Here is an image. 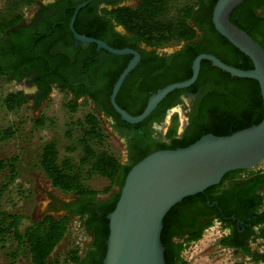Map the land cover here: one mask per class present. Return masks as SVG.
I'll list each match as a JSON object with an SVG mask.
<instances>
[{
	"label": "trees",
	"instance_id": "1",
	"mask_svg": "<svg viewBox=\"0 0 264 264\" xmlns=\"http://www.w3.org/2000/svg\"><path fill=\"white\" fill-rule=\"evenodd\" d=\"M38 1L10 0L0 15V76L20 81L24 75H40L36 94L29 97L23 90L10 92L3 99L6 109L18 110L26 105L30 98L40 104L49 97L52 90L51 84L59 83L62 88L68 89L74 95L69 102L71 110H76L78 107L77 99L90 93V98L97 100L100 105V111L103 109L109 116H112L118 127L139 126L141 123L132 125L122 120L110 101L113 85L120 72L115 76L112 75L109 82H105L100 87L93 82L94 88L89 90L87 86L76 84L78 80L74 74H70L69 60L64 54L55 50L52 52L44 50L40 43L47 38L42 39V34L36 33L35 29L29 33L25 31V28H20L21 32H18V27L24 20L22 9L34 7ZM216 2L217 0H142L136 7L122 6L107 10L105 17L91 20L84 30H78V32L105 39L104 33L97 27L113 21L123 26L133 42L138 44L161 47L185 42V47L179 54L187 56L188 53L193 52L187 61V67L184 68V74L187 76L181 73L172 82L190 77L192 59L200 51L195 47L198 46L196 40L201 31L206 40L209 38L218 40L223 49L229 51L230 54L237 55L238 59L233 62L214 45L212 47L210 45V53L225 63H234L241 69L253 68L251 59L216 30L212 20ZM257 6L264 7V3H260V0H246L232 12L230 19L264 48V17L255 12ZM70 39L72 40V37ZM94 48L95 46L89 45L88 52L81 60L89 66L93 62L88 61V55L94 54ZM185 60L186 58L182 59V61ZM211 64L208 60L202 61L201 78H206L213 86L220 88L212 104L195 116L181 137L178 135V116H175L166 134L169 141L158 140L156 143L146 145L147 148L143 154L141 153L140 157L132 160L131 163H122L107 148L106 142L109 140V135L105 132L95 108L85 115L81 124V134L78 138L81 154L78 162L70 156L61 157L55 140L45 143L39 166L52 187L69 195L71 199L68 201L58 199L59 208H52L50 210L52 213L45 214L24 229H22L24 216L5 211L0 205V240L1 242L10 239L14 241L11 245L12 251L8 253L10 263H15L25 253L29 255L31 264H102L109 235V222L106 216L114 210L126 175L133 165L153 151L185 147L208 133L227 135L259 123L263 118V99L259 83L251 78L232 77L229 73ZM206 66L210 67L207 76L203 74ZM97 88L102 89L101 95L105 96L104 98L97 97ZM116 101L132 115H139L143 112L144 108L138 112L131 111L122 104L119 96ZM144 105H146V100ZM153 114L143 121L151 119ZM161 119L162 116L155 120ZM45 121V118L41 117L36 119L35 123L42 127ZM142 129L147 135V130ZM2 134L3 139L9 138L14 135V129L10 127ZM145 135H139V137ZM76 150V147H73L68 151ZM16 159L17 157H14L10 163H0L1 169L6 166L10 167L12 172L10 179H14ZM239 171L243 170L227 173L219 185L212 186L198 195L185 198L169 211L164 219L161 235L167 264H187L182 258L185 244L199 240L203 231L210 227L216 219L225 227L232 228V234L223 236L219 241L220 245L235 248L236 252L243 253L253 261L264 263V254L257 253L250 247L254 240L258 238L264 240V206L261 193L264 188V171L244 179L235 178V174ZM94 175L107 178L110 185L102 190L91 188L86 183V179ZM115 184L119 190L112 193V187ZM209 199V204L217 200L222 211L216 206L213 207L214 209H209L207 203ZM60 211L63 213L54 214ZM198 213L205 214V221L193 233V220ZM74 218L79 219L89 240H92L90 242L88 240L87 248L83 253H80L79 245L69 250L61 263L53 259L52 254L67 235ZM248 223L250 226L244 232H240L243 225ZM186 226H191L190 231ZM257 226L258 228H255ZM88 250L90 253L87 255Z\"/></svg>",
	"mask_w": 264,
	"mask_h": 264
},
{
	"label": "water",
	"instance_id": "2",
	"mask_svg": "<svg viewBox=\"0 0 264 264\" xmlns=\"http://www.w3.org/2000/svg\"><path fill=\"white\" fill-rule=\"evenodd\" d=\"M244 1L246 0H217L212 20L216 30L251 59L253 68H237L226 64L213 54H200L193 62L192 77L159 89L149 98L147 106L139 115H131L116 101L125 78L136 65V59L129 63L115 82L110 101L123 120L135 124L148 117L167 94L192 84L198 76L201 61L208 59L233 76L255 79L259 83L263 99V118L259 123L231 134L208 133L185 147L154 151L133 165L126 175L114 210L106 216L109 235L102 264H167L161 235L164 219L169 211L185 198L219 185L227 173L249 170L264 160V48L230 19L232 12ZM75 16L76 13L70 27L78 41L96 43L98 48L113 54L130 52L129 49L113 48L102 40L77 33L74 29ZM16 82L29 97L36 94L35 85L23 80ZM61 88L53 86L49 97ZM48 98L40 104L30 98L29 104L36 115ZM103 118L108 128L116 135L110 120L106 116ZM116 137L122 146L124 162V141L117 135ZM118 190L117 186L116 191ZM58 199L68 201L71 198H62L48 192L38 217L51 212L52 208H59Z\"/></svg>",
	"mask_w": 264,
	"mask_h": 264
},
{
	"label": "flooded vegetation",
	"instance_id": "3",
	"mask_svg": "<svg viewBox=\"0 0 264 264\" xmlns=\"http://www.w3.org/2000/svg\"><path fill=\"white\" fill-rule=\"evenodd\" d=\"M141 1L142 0H39L35 6L34 12L29 17L24 18L18 27V32H21L20 28H25V31L29 33L32 29H35L36 33L42 34V39L47 38L40 43L44 50L50 52L55 50L59 51L58 53L64 54L67 60H69L70 74H74V77L78 80L76 84L87 86L89 90L94 88L93 82L97 83L96 85H99L100 87V85H104L105 82L108 83L112 75L115 76L120 72L117 77L118 79L129 63L136 59L135 67L129 72L117 94V97H120L122 104L133 112H138L142 108L145 109L149 98L159 89L172 83L190 79L193 75V62L195 58L200 54H212L209 52L210 45L211 47L214 45L217 50L226 54V56H228L227 58L231 59L233 62H236V59H238L237 55L230 54L229 51L223 49V46L220 45L218 40H211L210 38L206 40L205 35L201 31L196 40L198 46L195 47V49L200 51L192 59L190 65L192 72L190 77L172 82L181 73H185L184 68L187 67V61L191 58V54L193 53H188L187 56L179 54V52L185 47V42L173 43L161 47H151L144 43L138 44L135 41L133 42V39L123 26L118 25L113 21L112 23L108 22L105 25H101L99 28L97 27L98 30L104 33L105 39L98 37H96V39L102 40L109 46L118 45L122 46L119 49H129L130 52L127 54H113L103 48H98L96 43H83L74 37L70 24L75 13L74 29L77 33L86 35L85 32H78V30H84V28L89 25L90 21L95 18L97 20L98 17H105V11L122 6L136 7ZM260 3H264V0H260ZM255 12L264 17L263 6H257ZM71 37L73 42L70 39ZM89 45L95 46L94 54L92 53L88 55V61L93 62L91 63V66H89L88 63L86 64L81 61L83 55L88 52ZM184 58H186V60L182 61ZM85 60H87V58ZM210 62L212 63V61ZM211 65L215 66L213 63ZM228 65L237 67L234 63H229ZM201 67L202 65H200L198 76L192 84L184 88H177L167 94V96L159 102L156 108L150 113H154L151 119L147 121H143V119L142 121L135 123H141L139 126L118 127L116 120H114L112 116H109L103 109L100 111V105L97 100H92L90 98V93L84 94L80 98H89L100 116H106L110 120L112 129L120 139H123L126 148V159L122 163H131L132 160L139 158L141 153L143 154L147 148L146 145L154 142L156 143L158 140H161L162 142L169 141L166 138L168 130L162 134V130L166 125V117L169 112H178V110H181L186 116L185 125L178 131V135L181 137L187 131L186 128L188 129L195 116L202 113L208 105L212 104L214 97H216V93L220 92V88L213 86L206 78H201ZM74 71L75 73H73ZM209 72L210 67L206 66L205 69H203V74L207 76L209 75ZM185 75L187 76V74H184V76ZM230 75L232 77H237L232 74ZM38 79H40V75L29 74L24 75L20 81H27L28 83L35 85L38 90ZM51 86L60 85L59 83H52ZM97 91V97L99 99L105 97L101 95L102 89H98ZM145 100L146 105H144ZM161 116V120H155ZM142 128L147 130V135L144 134ZM139 135L145 136L139 137ZM209 201L210 199L207 200L208 204ZM215 206L222 211L217 200H214L209 204V209H214L213 207ZM204 217L205 214L198 213L194 218L192 225L193 233H195L204 223ZM230 217L235 218L234 216ZM249 226V223L243 225L240 232H244ZM190 227L191 226L187 227L189 231ZM255 228H258V226ZM226 229L229 231L226 235L232 234V228L226 226ZM91 240L92 239H90L89 242ZM86 248L87 247H85L84 251ZM232 249L234 253H236L237 249ZM89 253L90 251L88 250L86 254L88 255Z\"/></svg>",
	"mask_w": 264,
	"mask_h": 264
},
{
	"label": "rangeland",
	"instance_id": "4",
	"mask_svg": "<svg viewBox=\"0 0 264 264\" xmlns=\"http://www.w3.org/2000/svg\"><path fill=\"white\" fill-rule=\"evenodd\" d=\"M8 1L10 0H0V15ZM34 9L35 6L23 8L24 18L29 17ZM19 90L22 88L15 80L0 76V163H10L12 158L17 157L14 162L16 167V171L13 173L14 179H10L12 172L9 166L0 168V205L5 211L23 215L22 229H24L41 219L45 214L52 213L46 212L38 217L48 192L62 198H70L69 195L52 187L39 166L44 144L55 140L61 157L70 156L75 162H78L81 154L78 144L81 124L85 115L93 111L95 107L89 99L79 98L77 99L78 107L76 110H71L69 102L74 96L68 89L61 88L52 93L37 115L29 102L18 110H7L3 101L4 97L10 92ZM98 116L105 132L109 135V140L106 142L107 148L122 162V146L119 139L108 128L104 118L100 114ZM169 116L170 118H168ZM175 116H178V131L185 125V114L181 110L171 111L166 117V125L162 134L171 126ZM41 117L46 120L42 127L35 123V120ZM10 127L14 129V135L3 139L2 132ZM73 147H76L77 150L68 151ZM261 171H264V160L249 170L239 171L235 174V178L244 179ZM86 183L96 190H102L110 185L107 178L98 175L89 177L86 179ZM116 189L117 185L115 184L112 187V193ZM261 193L264 206V188ZM228 232L219 220H214L212 225L203 231L199 240L185 244L182 251L183 260L187 264H264L253 261L243 253H234L232 248L220 245V239ZM87 240L79 222L74 219L69 233L56 247L52 258L61 260L71 247L87 243ZM13 242L11 239L6 242L0 240V264H11L8 253L12 251ZM250 247L255 252L264 254V240L258 238L251 243ZM13 264H31L30 257L23 253Z\"/></svg>",
	"mask_w": 264,
	"mask_h": 264
},
{
	"label": "built area",
	"instance_id": "5",
	"mask_svg": "<svg viewBox=\"0 0 264 264\" xmlns=\"http://www.w3.org/2000/svg\"><path fill=\"white\" fill-rule=\"evenodd\" d=\"M74 219H76L78 222H79V226L81 227V223H80V221H79V219L78 218H74ZM73 219V220H74ZM72 220V221H73ZM71 225H72V222H71ZM71 225H70V227H69V231H70V228H71ZM82 228V227H81ZM82 230H83V232H84V234L86 235V237H87V239H88V235L86 234V232H85V230L82 228ZM69 231H68V233H69ZM67 233V234H68ZM67 236V235H66ZM65 236V237H66ZM86 244L87 243H83L82 245L81 244H76L75 246H73V247H71L69 250H71V249H73L74 247H76L77 245H79L80 246V248H81V252L80 253H83V251H84V249H85V247H86ZM56 250V249H55ZM68 250V251H69ZM68 251H67V253H68ZM55 252V251H54ZM53 252V253H54ZM67 253L65 254V256L61 259V260H59V259H56V260H58V261H60L61 263H62V261L64 260V258L67 256Z\"/></svg>",
	"mask_w": 264,
	"mask_h": 264
},
{
	"label": "bare ground",
	"instance_id": "6",
	"mask_svg": "<svg viewBox=\"0 0 264 264\" xmlns=\"http://www.w3.org/2000/svg\"><path fill=\"white\" fill-rule=\"evenodd\" d=\"M168 118H170V116Z\"/></svg>",
	"mask_w": 264,
	"mask_h": 264
}]
</instances>
